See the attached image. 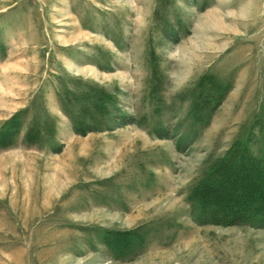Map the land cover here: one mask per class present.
<instances>
[{"label": "rangeland", "instance_id": "374dc122", "mask_svg": "<svg viewBox=\"0 0 264 264\" xmlns=\"http://www.w3.org/2000/svg\"><path fill=\"white\" fill-rule=\"evenodd\" d=\"M0 264H264V0H0Z\"/></svg>", "mask_w": 264, "mask_h": 264}]
</instances>
